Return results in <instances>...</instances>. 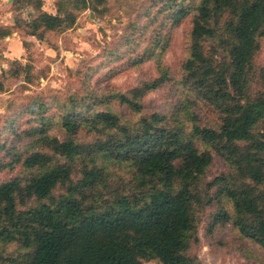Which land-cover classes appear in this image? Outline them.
Returning a JSON list of instances; mask_svg holds the SVG:
<instances>
[{
    "label": "trees",
    "instance_id": "16d2710c",
    "mask_svg": "<svg viewBox=\"0 0 264 264\" xmlns=\"http://www.w3.org/2000/svg\"><path fill=\"white\" fill-rule=\"evenodd\" d=\"M106 1L58 0L56 15L44 12L41 0H15L14 7L37 13L27 10L33 20L26 34L43 41ZM151 3L147 17L161 5L155 14L168 15L173 26L192 18L181 85L211 105L220 122L201 127L188 106L185 123L180 112L144 114V98L171 80L160 59L159 76L126 94L96 102L70 98L56 117L35 102L28 108L34 125L16 133L31 140L30 151L3 146L8 160H0V173L20 166L24 172L0 184V264H202L189 256V244L200 210L212 203L200 185L215 156L231 172L208 188L232 210L223 206L216 219L232 221L264 250V133L258 130L264 67L255 62L264 39V0ZM13 29L0 27V41ZM160 43L137 61L154 58ZM115 100L139 118L115 112ZM84 133L95 139L81 140ZM9 246H17L16 257L6 256Z\"/></svg>",
    "mask_w": 264,
    "mask_h": 264
},
{
    "label": "rangeland",
    "instance_id": "374dc122",
    "mask_svg": "<svg viewBox=\"0 0 264 264\" xmlns=\"http://www.w3.org/2000/svg\"><path fill=\"white\" fill-rule=\"evenodd\" d=\"M57 1L43 0L48 12H56ZM13 2L0 0V27L14 28L10 41H0V81L4 84L0 91V160H8L3 150L5 144L15 145L25 153L30 151L31 140H20L17 134L34 125L30 121L35 117L28 108L35 102L45 103L46 114L56 117L70 98L96 102L113 93L126 94L159 76L158 59L168 68L171 80L144 98V114L172 117L180 112L179 120L185 123L189 119L184 115L188 106L201 127H216L220 122L219 113L211 105L181 85L192 18L173 26L168 15L155 14L161 5L154 7L147 17L151 0H107L99 11L81 13L72 28L48 32L45 40L40 41L26 34L25 25L33 19L27 10L17 14ZM16 17L19 25L14 24ZM158 42L163 50L157 49V55L150 60L137 61ZM19 48L20 54L16 50ZM255 62L264 67V39ZM112 108L125 118H139L117 100ZM258 130L264 133V123ZM52 132L62 136L55 128ZM85 137V133L80 135L81 140ZM23 172L21 166L13 172H1L0 184ZM230 172V166L215 156L200 185L206 200L212 198V203L198 214L197 233L191 239L188 254L202 264H264V250L257 243L244 238L232 221L216 219L223 206L230 214L232 210L225 201L216 199V188L209 190L208 186ZM119 174L125 181L132 177L121 171ZM6 251V256L18 255L17 246H9Z\"/></svg>",
    "mask_w": 264,
    "mask_h": 264
},
{
    "label": "crops",
    "instance_id": "0c3cea01",
    "mask_svg": "<svg viewBox=\"0 0 264 264\" xmlns=\"http://www.w3.org/2000/svg\"><path fill=\"white\" fill-rule=\"evenodd\" d=\"M10 1H13V0H10ZM42 2H43V0H41ZM14 2H15V0H14ZM14 2H13V5H14ZM3 6V5H2ZM45 7V4H44V2H43V6H42V10L44 11V12H47V13H50V14H54V15H56L57 14V6H56V12H48V10L46 9V7ZM31 14H33L34 16L37 14L32 8H29V9H27ZM14 11L17 13V12H19V11H16L15 10V8H14ZM18 14V13H17ZM31 18V17H30ZM15 19V20H14ZM14 19H12V21L14 20V24H16V19H17V17L16 18H14ZM33 19V18H32ZM4 27H12V26H4ZM14 34V33H13ZM13 36V35H12ZM12 36H10V37H12ZM10 37H8V38H6V39H4V40H7V39H9ZM32 37V36H31ZM35 38V37H34ZM11 39H9V41H10ZM17 50V53L18 54H20L21 53V49L19 48V49H16Z\"/></svg>",
    "mask_w": 264,
    "mask_h": 264
}]
</instances>
